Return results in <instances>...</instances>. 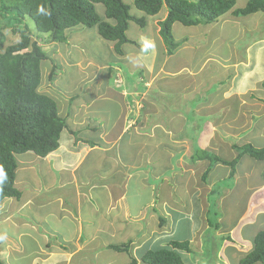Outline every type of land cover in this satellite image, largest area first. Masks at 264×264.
Masks as SVG:
<instances>
[{
  "label": "crops",
  "instance_id": "1",
  "mask_svg": "<svg viewBox=\"0 0 264 264\" xmlns=\"http://www.w3.org/2000/svg\"><path fill=\"white\" fill-rule=\"evenodd\" d=\"M185 36L186 34L182 35L181 39H186L187 37ZM143 38L147 40L150 39V42L154 40L153 37L148 38V36L141 35V39ZM210 38L212 37L210 36ZM227 38L228 36H225V39ZM238 40L241 41L242 37L238 38ZM235 43L236 40L234 41V44ZM185 44L187 52H183V57L180 56L181 46L175 49L172 55H165V53H167V48L163 42L162 50H157L156 47L153 48L152 58L150 54L139 52L140 48L137 46L139 50L137 52L133 51L132 53H135L138 60H140L139 66H144V69L140 70V72L143 73L141 76L146 80L151 78L155 82L154 93L150 95L151 100L144 106L142 101L146 98H144L143 93L141 94L139 91L136 92L132 90L131 94H127V89L121 91L114 90L106 80H98L99 78L96 77L93 82L92 80L90 81L92 87H96V90H100L102 87L101 83L103 82L104 86H106V90L98 94L93 93L88 98L84 97L82 101L77 103L79 107H75V109H77L76 111L72 109V100L76 98V95H72L66 103L67 107L61 110L60 113L64 114L67 120H69L68 122L71 128H66L62 132L58 149L51 152L46 157L37 155L29 158L28 164H33L30 162L39 159L47 164V168L53 170V172H57V177L53 179L52 183L44 182L45 191L49 194L52 193L51 195L48 194L49 202H51L52 205L41 204L42 201L34 199L33 202L38 204H33V206L39 210L47 211L48 216L54 218L57 222L63 223L65 220H74L75 223V226H73V235L71 236V240L74 241V248L69 249L61 245L59 248L51 249L47 245L46 251L44 250L42 253L37 251L33 254V257H37V260H43L42 264H73L75 257L78 255L81 256L79 264H85L84 259H87V256L91 257L94 254H98L97 252L100 249L98 248L99 246L111 248L108 245L114 244L103 243L100 234L103 232H112L111 234H115L118 231L117 224L126 229L124 224L126 223L128 226L127 223L129 219L135 221H149L150 207H154L153 211L150 213V218L153 219L157 217L159 232L156 231L154 237L141 235L128 240L132 241L128 252L132 257L138 260L137 264H144L141 260V256L145 251L139 256L134 254V250L137 249L140 242V248L148 239H151L154 244H157L154 245L155 248L151 249L169 246V242L173 239H168L171 233L167 232L170 230L169 228L172 224L176 225V222H178L176 219L178 213L180 211L182 212V208L185 207L186 204L190 208L187 214L191 221L189 230L193 233L192 236L190 235V240L197 243L199 249L202 247L200 236L204 229H208L211 225L210 220L207 218L210 211V208L208 210L209 202L207 196L213 191L216 180L210 178L211 168L205 179L201 177L204 180L202 184L195 183V186L194 183H191L190 180H192L191 177L194 176V169L197 164L210 161L205 158L193 161V158H190L193 154L192 151L195 141H193L188 133H185L188 128V123H185L183 115H192L195 111L197 115L211 117V119L206 122L207 126L205 130L202 131V129H200L202 135L201 145L206 149L215 151L217 150L216 143L220 142V136L223 135L225 139L221 138L220 148L225 145H230L232 147L233 144L237 143L232 142V139L236 138L240 133H246L249 142V139L255 136L250 134L256 129V120L262 119L264 114H261V117L259 115L257 118H253L255 113L252 110L250 112V118L248 117L243 121V107L246 100L242 98V101H240L237 96L233 98V95H227L230 89H227L230 85V81L228 82L225 78H219L225 70L223 67L217 68V66H214V72L205 70V77H199V75L196 81L193 78L191 79V76L188 77V74L185 72L189 69L188 67H192L193 65L197 67V65L205 62V60L202 62L205 56L202 49L204 48V50H206V44H203V46L200 45L197 48L187 43ZM248 46L251 47L250 53L248 56H244L245 53L242 55V57L246 59L248 57V62L244 66L248 64L250 69H252V67L256 65L257 68L264 72V37L244 43L241 49H238V44H236L234 49L230 47L228 52L222 55L223 57H231L229 55L232 53H239V51H235L236 49H243L246 52ZM252 48H254L253 51ZM191 50H193V52L198 50L199 52L198 56L194 55L192 60L187 58H190L189 52ZM160 54L161 58H164L157 62L156 57ZM120 56L123 57L124 53L120 54ZM130 56H132V54ZM213 59L219 61L217 56ZM233 59L235 60V58ZM212 63L211 60L208 68L211 67L210 64ZM228 63L230 62L226 64ZM220 70H222L221 73H219ZM162 71L164 72L162 73ZM214 75L217 78H212ZM245 78L248 79V77ZM233 81L230 87L233 86ZM86 83L88 87H91L90 83ZM138 85L145 88L144 82H139ZM87 86L85 88H87ZM116 86L120 87L118 85ZM199 90H202L204 95L208 96V98L200 96V100L194 99V94H198ZM260 93L261 96L259 95V98L264 102V87ZM236 94L238 93H234V95ZM130 95L134 97L132 99L133 102L127 101L130 97H126ZM247 95L248 94H245V96ZM136 96L140 97L137 98ZM253 99L256 100L254 97ZM194 100L197 101L193 104V107L191 102ZM254 103L256 102H253V104ZM99 104L100 106L98 107ZM110 105H117L121 107L122 110L114 119L108 120L106 113H108L107 110H109ZM143 108H146L144 111L145 114L142 112V116H140ZM67 110L68 113H66ZM81 111H84L87 117L85 118L84 116L83 119L78 118L79 121L75 122L74 115H78V112ZM127 113L133 115L129 118L132 122L128 119L130 116L126 117ZM134 114H137L136 118ZM221 114L225 115L226 118L220 117L218 121V118L216 119L215 116ZM100 115H102L103 121L100 123V126H97V120L94 117ZM139 118L146 119L150 122L144 123L138 120ZM167 118L168 121L165 120ZM225 119H227L226 122H224ZM93 120H95L96 123H92ZM231 125H235L236 128L229 133L228 129L230 128H228V126ZM83 126L86 127L84 131L86 132L85 134L81 131V127ZM259 129H261L260 131L264 130V126ZM219 130L221 133L218 134L217 140L215 141L217 131ZM180 131L183 133L180 134ZM259 136L261 137L262 135ZM225 140L227 141L225 142ZM164 151L168 152L171 157H176L171 158L175 161L174 163L172 161L170 163L171 170L174 171L175 183L172 182V186H165L166 188L163 191L159 189V192H157L159 197L155 199V195L152 192L147 193L146 191L148 186L147 164L154 163L156 159H159V162H161L163 159L162 152ZM156 152L161 153L156 155ZM177 153L180 154L177 155ZM219 162L220 161H218V163ZM176 164L179 166L180 170L175 169L176 167L174 166ZM85 165L86 167L83 168ZM240 166L241 164L238 167L236 166L234 174L236 178L239 177L238 169ZM154 168V172H156L157 169L156 167ZM206 168L208 169V167ZM31 169L34 170V167L31 166ZM230 172L231 171H229L228 176H231ZM42 174L43 171L41 172V176ZM160 174L159 171L156 177H159ZM35 175H37V173H35ZM179 176L186 177V181L183 182L185 184V190L182 193L178 187ZM134 177H137V180L141 184L139 193L138 188L134 189L136 196L139 198L138 200L134 198L130 200L129 198V184ZM196 177H198V174H196ZM170 179H173V177H170ZM30 181L31 180L27 177L25 182H20V184L16 180V186L21 191L29 187L30 192L38 193L36 185L31 186ZM151 185L153 186V184ZM246 189L251 192L249 199L244 211L233 226L234 229L238 227V234H236L235 239V241L238 242L234 243L232 238L231 241L225 243L226 239H224L221 247L223 251L224 247L229 244L234 246V253L227 258L228 264H239L240 260L245 256V253L252 248L256 234L264 230V181L256 186L247 184ZM165 193L166 195L163 197ZM182 194L190 195V197L187 198ZM166 196H168V198H166ZM251 199L252 203H254L253 205L251 204ZM17 201H21V204L11 205V209L9 205L6 206L3 211L1 210L0 222L8 223L9 225H13L14 223L16 227L18 226L14 222V215L20 212L22 207L30 205L31 199L29 197L24 199V193L22 192L21 198L17 199ZM219 201H222L221 198ZM56 203H58V206H54ZM134 207L137 208L135 214L132 213ZM8 209L10 210L8 211ZM159 215H162L166 219L163 226H159ZM260 220L262 221L263 227L256 225ZM249 225L252 229L251 232H249L247 228ZM254 225H256V227H253ZM93 226H96V229L91 231L90 227ZM33 227L37 228L35 226ZM233 228L230 232H233ZM53 229L54 228H49L48 230ZM42 234L46 236L49 235V232L45 229ZM21 235L22 234L19 233V237ZM59 236L62 238V234ZM249 240H252V243H250ZM137 241L139 242L137 243ZM161 241L164 243H159ZM20 245L21 244H19V246ZM15 249L20 248L17 246ZM12 251H14L13 248ZM176 251L182 256L183 264H187L183 256L184 251L181 249H176ZM31 255L32 254H30V256ZM233 259L234 261H232ZM87 264L96 263L90 258ZM217 264L221 263L218 262Z\"/></svg>",
  "mask_w": 264,
  "mask_h": 264
},
{
  "label": "rangeland",
  "instance_id": "2",
  "mask_svg": "<svg viewBox=\"0 0 264 264\" xmlns=\"http://www.w3.org/2000/svg\"><path fill=\"white\" fill-rule=\"evenodd\" d=\"M247 1L248 0H237L236 7H243L247 3ZM96 7L98 13L104 18V5L98 3L96 4ZM165 13L166 5L162 7L161 11L157 16L149 17L148 23L145 27L140 26L135 21H130L127 35L129 38L139 42L140 45H135L133 43L123 44L121 47L122 53H124L123 57H121L120 54L115 50V42L104 39L98 33L97 27H87L80 25L75 29L73 28L68 31V35H70L68 41L54 42L51 41V39L47 36L48 34H42L41 36L37 35L35 23L33 21H29V26H31V29L33 30L32 38L34 40H37L39 44L43 46L49 54V58L42 62L43 81L41 83L40 90L43 92H48L56 98V100L60 104V112L62 109L64 110V108L67 107L66 103L72 95H79V97L72 101V109L76 111L77 109H75V107H79L77 103L82 101L84 97L88 98L93 93L98 94L106 90V86H104L103 82L101 83L102 87L100 90H96V87H92L90 81L92 80L93 82V80L98 77V80H106L110 84V86L114 88V90L121 91L127 89V94H131L132 90L136 92L139 91V93L141 94L143 93L144 98L146 99H143L144 101H142V103L145 106L151 100L150 95L154 93L155 82L151 78L149 80H146L144 77V79L142 78L141 75H143V73H141L140 70L144 69V66H139L140 60H138L135 53L132 52H137L140 48L139 52L148 55L150 54L152 58L153 48H149L147 49V51L143 50L144 42H150V39H141V35L148 36V38L153 37L154 40L152 39L153 42L151 43L155 45L157 50H162L163 40L158 31V21L160 18L164 17ZM132 14L136 16H141L143 14L145 15L143 11L135 7L132 8ZM173 27V33L176 40L182 41L183 39L181 38L184 34H186L185 37H187V40H183L180 45V56L183 57V52H187L185 43L189 44L194 48L206 44V50H204V48L202 49L203 53L205 54L202 62L205 60V64L201 63L197 65V67H195L194 65L192 67H188L189 69L185 71L186 74H188V77L191 76V79L193 78L196 81V79L199 77H205V70H210L214 72V66H217V68L223 67L225 70L223 72L222 70L219 71V73L222 72L221 77L219 78H225V80H227L228 82L230 81V85L229 87H227V89L230 88L228 90L227 95H233V98L237 96L240 101H242V98L246 100V103L243 107V121L250 116V112L252 110L255 113V115H253V118H257V116L259 115L261 117V114H264V102H262L261 98H259V95L261 94L260 92H262V89L264 87L262 84V81L264 80V72L263 70L257 68L256 65H254L252 69H250L248 64V66L246 65L247 67L244 66L248 62V57L246 59L242 57V55L245 53L244 56H248L251 47L248 46L246 52L243 49L238 50L242 48L244 43L255 41V39L264 37L263 12H256L242 17H236L232 12H229L221 16L218 22L212 25L198 24L193 26H186L180 22H176ZM3 31L6 37V44H12L20 40V33L14 32L13 28H5ZM224 35L228 36V38L225 39ZM210 36L214 40L210 38ZM240 37H242L241 41L238 40V38ZM235 40L236 43L234 44ZM236 44H238V49H236L235 51H239V53H232L231 55H229L231 57H223L222 54L228 52V49L230 47L234 49L236 47ZM253 49L254 48H252V51ZM131 54L132 56H130ZM189 54L190 58H187L192 60L193 56H198L199 52L198 50H196V52H193V50H191ZM215 56L219 58V61L213 59ZM163 58H161L160 54L158 57H156L157 62H159V60H163ZM233 58H235L237 62ZM211 60L213 63L210 64L211 67L208 68ZM227 62L230 63L226 64ZM54 64L58 65L59 67L57 69L58 77H56L54 81H51L49 79V75L51 73V68ZM119 71H121L122 73L123 84L118 85L120 87H117L115 85L116 80L114 82V79L116 78V73ZM163 72L164 71H162V73ZM215 75L212 78L218 77V73L217 77H215ZM245 77H248V79H246ZM232 81L234 83L233 86L230 87L232 85ZM86 82L90 83L91 87H88ZM139 82H144L145 88L139 86ZM86 86L87 88H85ZM234 93L238 94L234 95ZM245 94L248 95L245 96ZM200 96L208 98V96L204 95V92H202V90H199L198 94H194V99L200 100ZM129 97L130 99H128L127 101L133 102L132 99L134 97L130 95L126 98ZM136 97L139 98L140 96ZM253 97L256 100H254ZM196 101L197 100L191 102V105L193 106ZM253 102L256 103L253 104ZM99 106L100 104L98 105V107ZM193 107L192 109L194 110ZM121 110V107L117 105H110L109 110H107L108 113H106L108 120L114 119ZM145 110L146 108H143V110H141L140 116H142L141 114L142 112L144 113ZM66 113H68V110L66 111ZM62 115L64 116V114ZM134 115L136 118L137 114ZM74 116L76 122L79 121L78 118L83 119L84 116L86 118L87 114L84 113V111H81L78 112V115L75 114ZM101 116L102 115L94 117L97 120V126H100V123L103 121V117ZM132 116L133 115L131 114H126V117H128V119ZM183 117L185 119V123H188V128L185 133H188L189 136L193 139V141H195L194 149L192 151L193 154L191 155V157L188 155L190 158H193V161H197L198 156L201 157L203 156V154H215L216 156L227 160H231L237 157L239 153L238 149H234L230 145H225L224 147L220 148L221 138L225 139L224 135L220 136V142L216 143L217 150L215 151L212 149H206L204 146L201 145L202 135L200 129H202V131L205 130L207 126L206 122L211 119L210 116L197 115L194 111L192 115L187 114L183 115ZM215 117L216 119L218 118V121L220 117L226 118L225 115L222 114L217 115ZM130 120L131 119H129V121ZM138 120H141L144 123L150 122L146 119L141 118H139ZM165 120L168 121V118ZM226 121L227 119L224 120V122ZM256 121V129L250 134L252 136H255L251 137L249 139V142L254 144V146L264 147V130H262V132L260 131L261 129H259L264 126V117ZM92 123H96V121L93 120ZM85 128L86 127L84 126L81 127V131L83 134L86 133L84 132ZM228 128H230L228 129V131L229 133H231L232 130L236 128V126L231 125L228 126ZM182 131H180V134L183 133ZM220 133V130L217 131L215 141L217 140V136ZM259 135L262 136L260 137ZM232 140V142L243 144L245 142H248V136L246 135V133H240L236 138H233ZM226 141L227 140H225V142ZM159 153L161 152H156V155H159ZM179 154L180 153H177V155ZM35 156L37 155L34 152H26L23 154L16 155L17 160L19 162V169L17 171L16 180L20 184V182H25L27 177L29 180H31V186L36 185L38 193L30 192L29 187H26L22 190V192L24 193V199L29 197L31 199V204L22 207L21 211L17 212L14 215V222L18 225L17 227L14 223L13 225H9L8 223L0 222L2 257L8 264H42L43 260H37V257H33V254L37 251H39V253H42L44 250L46 251L48 246L51 249L59 248V246L61 245H63L62 247H68L69 249L74 248V241L71 240V236L73 235L74 231L73 226H75L74 220H65L63 223L57 222L54 218L48 216L47 211L39 210L38 208L33 206V204H38L33 202L34 199L42 201L41 204L52 205V203L49 202L48 198L49 195H51L52 193L49 194L45 191L44 182L52 183L53 179L57 177V172H53V170L47 168V164H45V162H42L39 159H35V161L30 162L33 164H28L29 158ZM162 157L163 159L161 160V162H159V159H156L154 163L149 165L147 164L148 186L146 191L147 193L152 192L155 195V199L159 197V195H157L159 189L163 191L166 188L165 186H172V182H174L175 177L174 171L171 170L170 163L171 161L174 163L175 160L171 158L176 157H171V155L166 151L162 152ZM209 164L210 162L205 161L204 163L197 164L196 168L194 169V176H192V180H190L191 183H194V185L195 183H203L204 180L201 177H203L204 170L207 169L206 167H209ZM240 164L241 166L238 169L239 177L237 178L236 176H228L229 171L232 170L230 165L221 162H214L213 166L211 167L212 170L210 178L212 180H216L213 191L207 196L209 202L208 210L210 208L207 218L210 220L211 225L208 229H204L202 235L200 236V243L202 245L200 249L198 248L197 243H194L190 240V237L193 235V233L189 230L191 221L187 215L190 210L187 204L185 207L182 208V212L180 211L178 213V217L176 218L178 222H176V225L172 224L169 228L170 230H168L167 233H171V236H169L168 239L179 241H184L188 239L190 240V252L183 250V256L187 264H217L218 262H220L221 264L229 263L227 258L229 255H232L234 253V246L229 244L224 247L223 245V251L221 250V247L224 239H226L225 243H227V241H231L232 238L234 240V243L238 242L235 241L236 234H238V227L234 229L233 226L236 224L238 218L241 216V213L244 211L246 203L251 193L250 191H247L246 186L247 184L256 186L259 185V183H261L262 181H264L263 161L256 160L255 158L247 154L241 157L237 167ZM31 166L34 167V170L31 169ZM85 167L86 165L83 168ZM154 167H156L157 169L156 172H154ZM174 167H176L175 169L180 170L177 164ZM42 171L43 174L41 176ZM159 171L161 174L159 175V177H156ZM35 173H37V175H35ZM196 174H198V177H196ZM170 177H173V179H170ZM178 180V187L180 188V192L182 193L185 190V184L183 182L186 181V177L179 176ZM151 184H153V186ZM140 185L141 184L137 180V177H134L129 184L128 192L130 200L132 198L136 200L139 199L136 196L134 189L138 188L139 193L141 187ZM163 195V197H165L166 193ZM185 196L187 198L190 197V195ZM166 198H168V196H166ZM220 198L222 200L221 202L219 201ZM15 204L20 205L21 201H17V199L6 198L0 203V212L1 210L3 211L6 206H11ZM251 204H254L252 203V199ZM54 206H58V203L54 204ZM9 208L11 209L12 206ZM153 208L154 207L149 208V221H135L133 219H129V222L127 223L128 226L126 225V223L124 224V226H126V229L122 228L121 225L117 224L118 231L115 234H111L112 232H103L102 234H100L101 240H103V243L108 244H123L124 242H128L130 238L139 237L141 235L147 237H154L155 232H159V229L157 224V217L153 219L150 218V213L151 211H153ZM10 209H8V211ZM136 212L137 208L134 207L132 209V213L135 214ZM261 222L262 221L260 220L258 223H256V225L259 227H263V224ZM218 224L219 227H216V225ZM256 225H254L253 227H256ZM33 226L37 228H34ZM49 228L54 229L48 230ZM232 228L234 230L233 232H230ZM247 228L248 231L251 232L252 229L250 225ZM45 229L49 232V235L44 236L42 234ZM94 229H96V226L90 227L91 231H93ZM19 233L22 234L20 237ZM58 234H62V238ZM138 242L139 241H137V243ZM249 242L252 243V240H249ZM159 243L164 242L161 241ZM19 244L21 245L19 246ZM139 244H141V242ZM139 244L137 246V249L134 250V254L136 256L141 255L144 251L148 249L155 248L154 245H157L154 244L151 239H148L147 242L141 248ZM17 246L20 249H15V247ZM12 248L14 249V251H12ZM98 248H100L97 252L98 254H94L91 257L87 256V259H84L85 264L90 261V258H92L96 264H128L132 258L131 254L126 251H116L106 246H99ZM248 252H246L245 255ZM30 254L32 255L30 256ZM80 261L81 256L78 255L75 257L73 264H79ZM232 261H234V259Z\"/></svg>",
  "mask_w": 264,
  "mask_h": 264
},
{
  "label": "trees",
  "instance_id": "3",
  "mask_svg": "<svg viewBox=\"0 0 264 264\" xmlns=\"http://www.w3.org/2000/svg\"><path fill=\"white\" fill-rule=\"evenodd\" d=\"M98 3L104 5V18L97 11ZM236 4L237 0H0V167L6 173V177L0 179V203L6 198L20 199L22 196V191L16 186L19 169L16 155L34 152L46 157L58 149L64 129L71 128L67 118L60 113L56 98L40 90L42 62L49 58V54L32 38L29 21L35 23L37 35L48 34L54 42L68 41V31L80 25L97 27L98 33L104 39L115 42V50L122 54L121 47L125 43L140 45L127 35L130 21L145 27L149 17L157 16L166 5V15L158 21L159 34L167 48L165 55H172L182 41L187 40H176L173 33L175 22L186 26L212 25L229 12L236 17L264 13V0H248L243 7H236ZM133 7L145 15L132 14ZM5 28L19 32L20 40L6 44ZM58 68L56 64L52 66L51 81L58 77ZM262 84L264 86V80ZM232 147L239 153L231 160L215 154L198 156L197 160L205 158L210 161L203 178H206L214 162L230 165L231 176H234L243 155L248 154L264 162V147L254 146L251 142L235 143ZM165 222V218L159 215L160 226ZM131 242L108 246L116 251L128 252ZM190 243V240H171L168 247L146 250L141 260L144 264H183L182 256L176 249L190 252ZM137 262L132 257L129 264ZM0 264H7L2 257L1 238ZM239 264H264V230L256 234L253 248Z\"/></svg>",
  "mask_w": 264,
  "mask_h": 264
},
{
  "label": "clouds",
  "instance_id": "4",
  "mask_svg": "<svg viewBox=\"0 0 264 264\" xmlns=\"http://www.w3.org/2000/svg\"><path fill=\"white\" fill-rule=\"evenodd\" d=\"M154 47H155V45L153 43L145 41L144 46H143V50L147 51V49L154 48ZM119 73L122 75L121 71H119ZM5 177H6V173H4L2 167H0V179H3Z\"/></svg>",
  "mask_w": 264,
  "mask_h": 264
},
{
  "label": "built area",
  "instance_id": "5",
  "mask_svg": "<svg viewBox=\"0 0 264 264\" xmlns=\"http://www.w3.org/2000/svg\"><path fill=\"white\" fill-rule=\"evenodd\" d=\"M115 80H116L117 85L123 84V77L119 72L116 73V79Z\"/></svg>",
  "mask_w": 264,
  "mask_h": 264
},
{
  "label": "bare ground",
  "instance_id": "6",
  "mask_svg": "<svg viewBox=\"0 0 264 264\" xmlns=\"http://www.w3.org/2000/svg\"><path fill=\"white\" fill-rule=\"evenodd\" d=\"M116 79V78H115Z\"/></svg>",
  "mask_w": 264,
  "mask_h": 264
}]
</instances>
